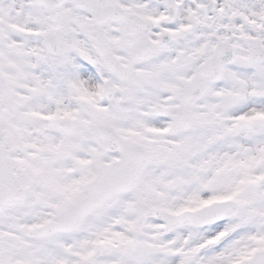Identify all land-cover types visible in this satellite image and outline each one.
<instances>
[{"label":"snow or ice","instance_id":"1","mask_svg":"<svg viewBox=\"0 0 264 264\" xmlns=\"http://www.w3.org/2000/svg\"><path fill=\"white\" fill-rule=\"evenodd\" d=\"M0 264H264V0H0Z\"/></svg>","mask_w":264,"mask_h":264}]
</instances>
